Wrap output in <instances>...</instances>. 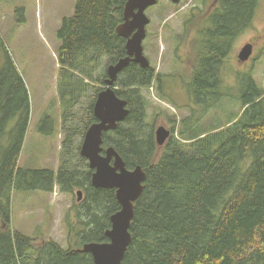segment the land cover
<instances>
[{"label":"trees","instance_id":"trees-1","mask_svg":"<svg viewBox=\"0 0 264 264\" xmlns=\"http://www.w3.org/2000/svg\"><path fill=\"white\" fill-rule=\"evenodd\" d=\"M127 1L76 0L74 16L64 18L58 31L62 116L67 119L88 82L98 84L92 88L83 138L97 122L93 109L106 86L107 67L127 56L126 40L117 34ZM260 2L218 0L212 12H204L205 27L193 47L189 89L195 104L206 105L207 112L233 97L220 77L237 40L253 28ZM0 51V141L8 137L0 161V264H94L91 254L78 250L87 243L109 241L111 217L121 210L116 190L92 185L93 171L80 154L83 141L74 146L70 137L64 140L57 172L20 167L29 92L1 32ZM155 77L153 67L143 69L135 63L119 75L116 93L127 101L130 114L104 134V148L113 147L128 169L141 166L147 174L122 264H264V90L251 74H242V111L234 121L203 136L189 125L180 133L183 141L172 135L162 149L155 128L146 122L148 106L142 94L155 84ZM12 120H17L16 128L8 133ZM55 187L63 193L83 192L73 207L75 221L67 220L76 243L67 250L53 240L38 244L12 229L15 191L53 193Z\"/></svg>","mask_w":264,"mask_h":264},{"label":"rangeland","instance_id":"rangeland-1","mask_svg":"<svg viewBox=\"0 0 264 264\" xmlns=\"http://www.w3.org/2000/svg\"><path fill=\"white\" fill-rule=\"evenodd\" d=\"M199 1L181 0L173 4L171 0H159L146 11L151 23L147 26L148 37L143 43L144 53L151 67L162 74L160 81L142 90L148 106L146 122L155 128V132L161 126L170 131L175 128L171 133L181 141L180 133L189 125L203 136L224 128L240 115L242 101L238 97L242 74H251L257 86L264 90V0H261L253 28L237 40L232 58L222 70L220 79L226 88L231 89L233 97L223 99L219 109L208 112L203 109L206 105L202 108L195 104L189 89L193 47L205 27L202 18L207 11ZM196 7L199 10H194ZM75 9L76 0L0 2V32L29 92L28 132L19 162L22 169L57 172L64 140L70 137L77 146L84 139L87 109L95 92L92 88L98 84L88 82L90 86L67 119L62 116V99L58 90L60 67L57 54L62 44L58 31L64 18L74 16ZM251 41L255 42L253 56L241 64L238 54ZM0 53L1 69L4 54ZM188 118L191 122H183ZM16 123L17 120L9 123L8 133L16 128ZM73 132L76 133L72 135ZM186 132L185 136H188L191 130ZM7 146L8 137H5L0 141V161L1 149ZM79 191L63 193L58 187L53 193L15 191L12 229L37 239L38 244L53 240L66 250L74 248L76 243L70 238L67 220L75 221L72 211L74 204L79 202Z\"/></svg>","mask_w":264,"mask_h":264},{"label":"water","instance_id":"water-1","mask_svg":"<svg viewBox=\"0 0 264 264\" xmlns=\"http://www.w3.org/2000/svg\"><path fill=\"white\" fill-rule=\"evenodd\" d=\"M178 4L181 0H171ZM159 0H128L124 11V22L118 26L117 34L126 40L127 56L107 67L105 88L98 94L93 113L97 122L87 130L80 154L93 171L92 185L98 189H115L121 210L111 217V228L106 232L108 242L87 243L78 251L91 254L94 264H122L132 242L130 228L135 217V204L144 192L147 174L141 166L128 169L123 158L113 148H104V134L117 129L130 114L126 100L118 97L116 83L119 75L135 63L143 69L151 66L144 53L147 26L151 23L146 11ZM254 53L252 43L246 44L238 54V62L247 63ZM172 133L161 126L155 132L159 147H164ZM82 200V192L78 193Z\"/></svg>","mask_w":264,"mask_h":264},{"label":"flooded vegetation","instance_id":"flooded-vegetation-1","mask_svg":"<svg viewBox=\"0 0 264 264\" xmlns=\"http://www.w3.org/2000/svg\"><path fill=\"white\" fill-rule=\"evenodd\" d=\"M199 3H200V5H203L207 10H208V12H212L213 10H214V8L216 7V5H217V3H218V0H200L199 1ZM194 10H199L198 9V7H196V9H194ZM147 37H148V35H147ZM251 43L253 44V46H254V48H255V42L254 41H251ZM182 49V46L181 47H179V50H181ZM178 54V53H177ZM179 55V54H178ZM177 59H178V57H177ZM181 62H183V60L181 59ZM155 75H156V77H155V81H154V83L156 84V82H158V81H160L161 79H159L160 77L162 78V74H160V73H157L156 71H155ZM191 95V97L193 98V96H192V94H190Z\"/></svg>","mask_w":264,"mask_h":264}]
</instances>
